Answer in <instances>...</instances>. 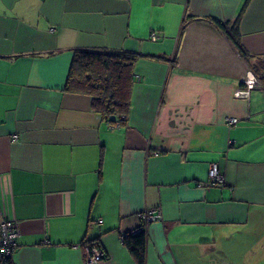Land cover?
<instances>
[{"label":"crops","instance_id":"0c3cea01","mask_svg":"<svg viewBox=\"0 0 264 264\" xmlns=\"http://www.w3.org/2000/svg\"><path fill=\"white\" fill-rule=\"evenodd\" d=\"M83 48L136 54L124 123L64 90ZM2 222L12 264H136L139 226L144 264H264V0H0Z\"/></svg>","mask_w":264,"mask_h":264},{"label":"trees","instance_id":"16d2710c","mask_svg":"<svg viewBox=\"0 0 264 264\" xmlns=\"http://www.w3.org/2000/svg\"><path fill=\"white\" fill-rule=\"evenodd\" d=\"M241 13V12H240ZM232 21L210 20L232 41L237 51L248 59L251 55L240 41L238 22L241 14ZM184 24L182 23V28ZM134 52L116 49H76L70 63L64 90L84 93L91 97L92 109L109 123L125 122L129 111V95L132 81ZM263 62L258 61L261 65ZM255 70V67H252ZM255 74V72H253ZM136 264H144L145 239L143 232L128 234L124 237ZM92 244H95L92 242ZM96 245V244H95ZM0 264H12L4 258Z\"/></svg>","mask_w":264,"mask_h":264},{"label":"built area","instance_id":"2783aa9c","mask_svg":"<svg viewBox=\"0 0 264 264\" xmlns=\"http://www.w3.org/2000/svg\"><path fill=\"white\" fill-rule=\"evenodd\" d=\"M155 39V37H153ZM258 78L251 70H247L243 79L244 86L237 89L235 91V94L238 97H247L249 94V91L257 84ZM226 121L229 124H234L237 119L235 117H226ZM118 124L117 122H115ZM208 182L210 184L219 185L222 184L223 177L220 173L218 166L216 163H211L209 165L208 169ZM144 219H154L156 217L155 211H150L145 213ZM101 222V220H99ZM142 227L139 226L137 230H134L132 233L136 234L142 231ZM16 237L17 233L15 231V228L9 223V222H2L0 224V261L4 257H8L13 248L16 245ZM103 252L101 249H99L95 244H91L89 246L86 245V264H94L97 260H99L100 257H102Z\"/></svg>","mask_w":264,"mask_h":264},{"label":"flooded vegetation","instance_id":"af4514ba","mask_svg":"<svg viewBox=\"0 0 264 264\" xmlns=\"http://www.w3.org/2000/svg\"><path fill=\"white\" fill-rule=\"evenodd\" d=\"M91 244H92V242H91V241H89V242H86V244H85V245L89 246V245H91Z\"/></svg>","mask_w":264,"mask_h":264},{"label":"water","instance_id":"95a60500","mask_svg":"<svg viewBox=\"0 0 264 264\" xmlns=\"http://www.w3.org/2000/svg\"><path fill=\"white\" fill-rule=\"evenodd\" d=\"M151 221H152V219H149V220H148V222H151ZM131 234H134V233H131Z\"/></svg>","mask_w":264,"mask_h":264}]
</instances>
